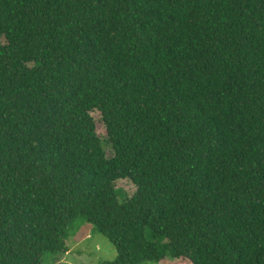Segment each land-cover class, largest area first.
Segmentation results:
<instances>
[{"label":"trees","instance_id":"obj_1","mask_svg":"<svg viewBox=\"0 0 264 264\" xmlns=\"http://www.w3.org/2000/svg\"><path fill=\"white\" fill-rule=\"evenodd\" d=\"M79 218L102 264H264V0H0V264Z\"/></svg>","mask_w":264,"mask_h":264},{"label":"rangeland","instance_id":"obj_2","mask_svg":"<svg viewBox=\"0 0 264 264\" xmlns=\"http://www.w3.org/2000/svg\"><path fill=\"white\" fill-rule=\"evenodd\" d=\"M98 135L104 143L107 156H111V148L106 143V131L100 121V114H92ZM116 188L131 195L135 188L128 180H120L115 184ZM121 196L122 193L119 192ZM68 239L65 243V251L44 255L42 264H102L113 262L116 259V251L113 245L94 227L83 219H75L68 226ZM141 264H156L146 261ZM168 264H190L184 259L170 261Z\"/></svg>","mask_w":264,"mask_h":264}]
</instances>
